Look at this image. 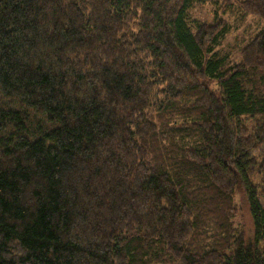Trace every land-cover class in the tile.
Masks as SVG:
<instances>
[{"label":"trees","instance_id":"16d2710c","mask_svg":"<svg viewBox=\"0 0 264 264\" xmlns=\"http://www.w3.org/2000/svg\"><path fill=\"white\" fill-rule=\"evenodd\" d=\"M202 2L0 0V264H264V25Z\"/></svg>","mask_w":264,"mask_h":264},{"label":"rangeland","instance_id":"374dc122","mask_svg":"<svg viewBox=\"0 0 264 264\" xmlns=\"http://www.w3.org/2000/svg\"><path fill=\"white\" fill-rule=\"evenodd\" d=\"M192 11L193 17L200 24L207 26L213 32L219 24L229 26L222 44L216 50L230 57L231 62L242 59V51L255 38L263 27L264 21L244 9L245 0H204ZM214 26V27H213ZM264 151V147L262 149ZM235 222L244 233L247 242L254 241V224L250 210L241 194L236 196ZM264 248V242L262 243Z\"/></svg>","mask_w":264,"mask_h":264}]
</instances>
